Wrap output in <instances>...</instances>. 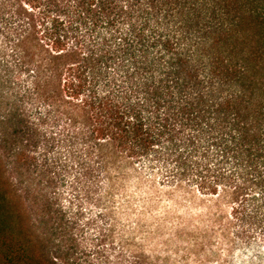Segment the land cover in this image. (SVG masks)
Here are the masks:
<instances>
[{"label": "trees", "instance_id": "trees-1", "mask_svg": "<svg viewBox=\"0 0 264 264\" xmlns=\"http://www.w3.org/2000/svg\"><path fill=\"white\" fill-rule=\"evenodd\" d=\"M165 203L264 258V0H0V264H172Z\"/></svg>", "mask_w": 264, "mask_h": 264}, {"label": "rangeland", "instance_id": "rangeland-1", "mask_svg": "<svg viewBox=\"0 0 264 264\" xmlns=\"http://www.w3.org/2000/svg\"><path fill=\"white\" fill-rule=\"evenodd\" d=\"M137 202L140 197L136 196ZM135 202V203H137ZM179 215L184 218V223L191 228L201 225V219L205 217L203 209L189 208L185 210H177L172 204L165 203L157 207H146L142 209L136 207L135 213L130 220L132 229L137 231L138 239L146 241L154 253H162L163 255H170L172 264H204L206 255L202 251L198 252L195 245L183 241L180 243L169 242L166 243L168 232L177 227V223L172 221ZM125 219V218H124ZM157 219H165L161 222V228L164 233H167L162 238L157 234ZM139 227L142 231H139ZM214 251H219L222 254L220 259L211 261V264H264V258L259 257L256 252L251 249L239 250L234 255H225L224 247L214 245ZM210 249L208 248V255Z\"/></svg>", "mask_w": 264, "mask_h": 264}]
</instances>
